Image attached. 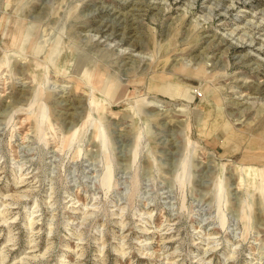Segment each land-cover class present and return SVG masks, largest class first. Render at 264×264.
I'll list each match as a JSON object with an SVG mask.
<instances>
[{
    "label": "rangeland",
    "instance_id": "1",
    "mask_svg": "<svg viewBox=\"0 0 264 264\" xmlns=\"http://www.w3.org/2000/svg\"><path fill=\"white\" fill-rule=\"evenodd\" d=\"M0 264H264V0H0Z\"/></svg>",
    "mask_w": 264,
    "mask_h": 264
},
{
    "label": "bare ground",
    "instance_id": "2",
    "mask_svg": "<svg viewBox=\"0 0 264 264\" xmlns=\"http://www.w3.org/2000/svg\"><path fill=\"white\" fill-rule=\"evenodd\" d=\"M96 30V29H95ZM130 58V57H129ZM181 108V107H180ZM182 109H184V108H182Z\"/></svg>",
    "mask_w": 264,
    "mask_h": 264
}]
</instances>
